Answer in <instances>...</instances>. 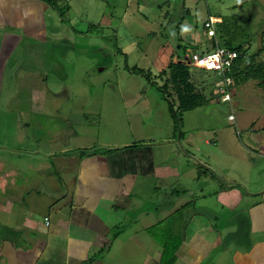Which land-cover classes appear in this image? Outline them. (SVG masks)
I'll list each match as a JSON object with an SVG mask.
<instances>
[{"label":"crops","instance_id":"1","mask_svg":"<svg viewBox=\"0 0 264 264\" xmlns=\"http://www.w3.org/2000/svg\"><path fill=\"white\" fill-rule=\"evenodd\" d=\"M54 2L0 0V102L19 51L46 42L57 3L71 10L72 0ZM85 2L103 26L115 17L101 6L140 12L138 0ZM44 99L32 95L18 108L57 110ZM37 125L0 119V264H264V118L249 126L254 148L240 156L241 170L218 165L203 175L189 160L180 166L179 152L152 146L57 151V137Z\"/></svg>","mask_w":264,"mask_h":264},{"label":"rangeland","instance_id":"2","mask_svg":"<svg viewBox=\"0 0 264 264\" xmlns=\"http://www.w3.org/2000/svg\"><path fill=\"white\" fill-rule=\"evenodd\" d=\"M138 2L139 14L132 7L124 13L114 11L113 3L101 6L100 13L115 17L104 26L92 23L100 14H88L95 5L85 0H72L69 12L60 5L63 15L51 10L46 42L24 46L10 73L12 84L4 82L0 119L33 117L36 132L57 137V151L65 145L105 151L111 143H130L167 155L179 152V165L189 160L199 175L218 165L241 170L240 156L254 148L249 126L264 118V88L256 79H242L248 72L242 67L231 101H222L221 76L190 66L187 82L202 102L184 111L168 82V64L182 60L186 50L211 48L203 26L210 14L222 18L216 25L219 44L243 43L254 69L264 62V0ZM138 17L141 24L134 22ZM29 85L41 92L29 93ZM32 95L42 104L44 98L57 102V110L40 104L31 117L22 113L19 103Z\"/></svg>","mask_w":264,"mask_h":264},{"label":"trees","instance_id":"3","mask_svg":"<svg viewBox=\"0 0 264 264\" xmlns=\"http://www.w3.org/2000/svg\"><path fill=\"white\" fill-rule=\"evenodd\" d=\"M44 1L50 4L51 6L56 7L55 6L56 3L54 2V0H44ZM60 7L61 6L57 3V10H60L61 11V12L59 11L60 14L63 15L64 12L62 11V9H60ZM217 31L220 30L216 29V32ZM223 47L236 51L239 54V56L234 61L230 71V76L233 79V83L237 82L241 72L244 69L247 70L248 72H246L244 78L242 79H249V78L256 79L259 81V85L262 88H264V62L259 63L254 67V69H252L250 65L252 64L253 59L252 57L248 56L246 48L243 47V43L238 44L236 46H232L228 42H225ZM189 67L190 66H188L182 60H177L175 62H170L168 64V69H169L168 82H171L175 86V93H176L177 101L179 103V108L184 111L195 109L202 102V96L199 94H194L191 91L190 86L187 82ZM162 72L165 73V70H162Z\"/></svg>","mask_w":264,"mask_h":264},{"label":"built area","instance_id":"4","mask_svg":"<svg viewBox=\"0 0 264 264\" xmlns=\"http://www.w3.org/2000/svg\"><path fill=\"white\" fill-rule=\"evenodd\" d=\"M220 23V20L207 15L204 20L203 26L206 30V34L211 38L210 49H197L190 52H185L184 61L188 66L207 71L216 72L222 78L223 83V95L222 101L230 102L229 91L233 86V79L230 76V71L234 61L239 56L236 51L230 50L221 46L218 42L216 35V25ZM229 120H233V115L228 116Z\"/></svg>","mask_w":264,"mask_h":264}]
</instances>
